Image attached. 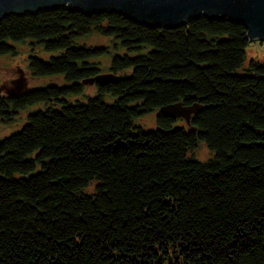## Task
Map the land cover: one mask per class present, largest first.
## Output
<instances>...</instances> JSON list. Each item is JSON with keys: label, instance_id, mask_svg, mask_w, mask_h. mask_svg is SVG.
<instances>
[{"label": "trees", "instance_id": "1", "mask_svg": "<svg viewBox=\"0 0 264 264\" xmlns=\"http://www.w3.org/2000/svg\"><path fill=\"white\" fill-rule=\"evenodd\" d=\"M93 33L119 47L80 43ZM29 40L51 54L31 73L64 83L0 94L4 122L46 105L0 140V264H264V60L246 63L243 24L65 8L0 22V56ZM105 55L115 78L81 100ZM176 103L199 110L161 111ZM156 110V128L136 124Z\"/></svg>", "mask_w": 264, "mask_h": 264}, {"label": "water", "instance_id": "2", "mask_svg": "<svg viewBox=\"0 0 264 264\" xmlns=\"http://www.w3.org/2000/svg\"><path fill=\"white\" fill-rule=\"evenodd\" d=\"M65 8L86 15L116 13L134 22L150 27L176 28L190 20L207 17L213 20L228 19L243 24L250 41L264 40V0H0V22L12 15L36 14L43 10ZM110 73L88 80L114 79ZM25 83L16 81L10 94H18ZM198 106L182 103L163 106L161 111L188 122Z\"/></svg>", "mask_w": 264, "mask_h": 264}, {"label": "rangeland", "instance_id": "3", "mask_svg": "<svg viewBox=\"0 0 264 264\" xmlns=\"http://www.w3.org/2000/svg\"><path fill=\"white\" fill-rule=\"evenodd\" d=\"M80 43L87 45L108 46L111 50L115 51L118 44H115V39L93 33L88 37L80 40ZM18 49L17 55H4L0 56V94L8 95L12 89L16 88V81L24 82L27 89L45 87L49 84H63L64 79L62 76H44L36 77L29 70V57L33 54L50 57L51 54L46 52L43 47L32 45V41L21 43H14ZM118 52L122 53L123 50L119 49ZM264 60V40H252L247 48V61L251 59ZM99 64L105 73H110L111 56L105 55L94 59ZM85 94L78 96L81 100L86 99V95H93L96 93V87L93 83H88L85 89ZM78 97H72L75 100ZM43 103L29 105L21 110L11 122H4L0 119V140L22 129L28 122V115L38 109L45 107ZM157 110L153 111L144 117L136 119V124L141 125L146 130H151L157 127L156 122ZM180 124H186L185 120H180ZM196 156L201 160H207L212 157V152L205 143H201L195 151ZM94 185L88 188V191H94Z\"/></svg>", "mask_w": 264, "mask_h": 264}]
</instances>
